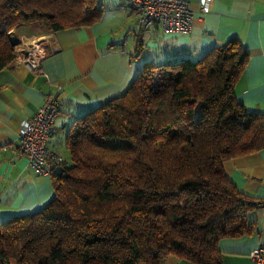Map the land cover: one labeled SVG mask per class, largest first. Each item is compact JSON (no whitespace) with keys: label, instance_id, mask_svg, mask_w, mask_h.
Masks as SVG:
<instances>
[{"label":"trees","instance_id":"trees-1","mask_svg":"<svg viewBox=\"0 0 264 264\" xmlns=\"http://www.w3.org/2000/svg\"><path fill=\"white\" fill-rule=\"evenodd\" d=\"M102 12L98 0H0V71L14 28L86 26ZM247 60L232 37L194 60L144 63L125 93L76 118L51 200L0 223V264H222L219 240L257 234L264 207L223 170L264 148V112L234 93Z\"/></svg>","mask_w":264,"mask_h":264},{"label":"crops","instance_id":"crops-1","mask_svg":"<svg viewBox=\"0 0 264 264\" xmlns=\"http://www.w3.org/2000/svg\"><path fill=\"white\" fill-rule=\"evenodd\" d=\"M189 1L195 12L188 33L167 32L159 25L143 32L129 0H98L102 18L91 25L48 31L37 21L15 29V40L21 35L45 38L47 55L42 73L15 61L0 71V223L41 209L54 195L50 175L34 173L27 158L16 153L22 121L46 94L56 92L60 102L48 146L68 160L66 137L76 118L125 93L144 63L194 60L237 37L248 60L234 85L235 97L247 110L264 112V0H211L203 14L199 0ZM223 170L245 194L264 200V148L224 161ZM251 215L258 233L220 239L222 264H256L249 252L264 246V207ZM163 264L194 263L168 256Z\"/></svg>","mask_w":264,"mask_h":264},{"label":"built area","instance_id":"built-area-1","mask_svg":"<svg viewBox=\"0 0 264 264\" xmlns=\"http://www.w3.org/2000/svg\"><path fill=\"white\" fill-rule=\"evenodd\" d=\"M132 14L143 32L151 33L156 25L164 31L188 33L194 9L189 0H129ZM211 0H199L200 12L209 10ZM43 37L21 35L13 46L14 60L33 73H42L41 61L47 55ZM60 109L57 93L46 94L34 114L23 120L19 127L17 154L25 156L36 174L49 175L53 169L67 164L66 159L48 146L56 133L55 119ZM5 148V147H3ZM256 264L264 263V246L249 252Z\"/></svg>","mask_w":264,"mask_h":264},{"label":"rangeland","instance_id":"rangeland-1","mask_svg":"<svg viewBox=\"0 0 264 264\" xmlns=\"http://www.w3.org/2000/svg\"><path fill=\"white\" fill-rule=\"evenodd\" d=\"M15 29H16V28H14L13 30H11V36H12V38H13V41L15 40V36H14Z\"/></svg>","mask_w":264,"mask_h":264}]
</instances>
